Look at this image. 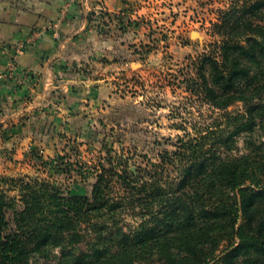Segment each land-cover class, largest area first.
Wrapping results in <instances>:
<instances>
[{"label":"trees","instance_id":"16d2710c","mask_svg":"<svg viewBox=\"0 0 264 264\" xmlns=\"http://www.w3.org/2000/svg\"><path fill=\"white\" fill-rule=\"evenodd\" d=\"M213 29L183 72L193 121L154 159L31 148V172L0 175V264H264V0H232Z\"/></svg>","mask_w":264,"mask_h":264},{"label":"rangeland","instance_id":"374dc122","mask_svg":"<svg viewBox=\"0 0 264 264\" xmlns=\"http://www.w3.org/2000/svg\"><path fill=\"white\" fill-rule=\"evenodd\" d=\"M231 1L145 0L142 18L129 20V33L125 21L110 30L91 16L102 40L113 37L114 46L102 55L82 48L80 56H63L64 63L54 67L28 70L19 64L24 44L38 42L39 33L6 43L9 59L0 67V175L31 172L24 163L31 148L53 165L76 157L95 163L115 151L133 167L144 164L143 155L154 159L169 145L167 137L181 133L176 123L193 121L197 108L185 98V65L218 41L213 25ZM85 35L78 39L83 42ZM119 44L129 51L115 47ZM238 146L241 150L242 141ZM70 189L84 194L89 184L73 183Z\"/></svg>","mask_w":264,"mask_h":264},{"label":"crops","instance_id":"0c3cea01","mask_svg":"<svg viewBox=\"0 0 264 264\" xmlns=\"http://www.w3.org/2000/svg\"><path fill=\"white\" fill-rule=\"evenodd\" d=\"M144 3L145 0H0V67L6 66L9 59L5 44L29 39L34 33H39L38 42L26 41L18 54L24 69L61 65L63 56L78 57L85 52L82 48L88 55L92 51L102 55L114 46V38L102 40L96 29L98 23L91 16L110 30L125 21L123 28L129 33V20L142 18ZM83 35L81 42L78 37ZM115 47L129 51L126 44ZM46 71L50 73L48 68Z\"/></svg>","mask_w":264,"mask_h":264}]
</instances>
